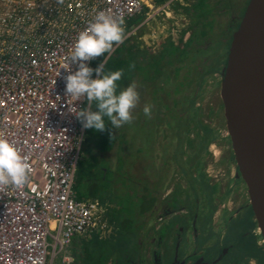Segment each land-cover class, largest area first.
Segmentation results:
<instances>
[{
    "label": "rangeland",
    "instance_id": "rangeland-1",
    "mask_svg": "<svg viewBox=\"0 0 264 264\" xmlns=\"http://www.w3.org/2000/svg\"><path fill=\"white\" fill-rule=\"evenodd\" d=\"M201 1L178 0L179 5L176 7L175 3H171L170 10L168 4L165 8L171 15L166 16L167 13L162 12L148 24L139 26L133 37L123 41L122 45L118 44L121 46L105 64L108 65L106 72L114 71L110 70L111 65L118 70L126 66L128 75L132 72V78L126 81L124 87L135 83L139 101L132 110L130 123L119 129L111 125L109 135L112 147L96 154L86 179L85 174L77 178L73 191L75 195L84 196L92 190L104 194L96 197L105 203L108 216L114 205H118V191L129 195L131 191L133 194L142 191V180L145 191H159L158 195H162L168 188L167 191L177 193L178 201L184 200L189 212L195 209L200 196L207 195L209 200L206 197L203 199L207 204L201 213V216L206 214L207 220L211 214L221 211V204H225L228 198L226 191H231L228 207L232 212H237L234 219H241L245 215L247 225H252L249 208L244 202L246 195L242 192V183L235 178L228 153L218 100L223 57L230 41L229 35L235 27V24L230 25V19L235 16L241 21L247 0ZM143 18V14H138L126 22L136 27ZM179 37L182 40L179 41ZM130 42L133 44L130 45ZM173 42L178 48L171 56V51L164 47L173 50ZM150 51L152 55H149ZM178 83L181 85L175 91ZM145 105L150 106L149 116L143 112ZM158 173L168 177L170 187L156 182L153 177ZM144 174L147 178L143 179ZM135 182H140L139 186L133 185ZM160 197H156L158 201ZM115 215L118 216L116 212ZM223 224L227 225L224 220ZM217 226V231L225 229L220 226V221ZM239 226L238 223L231 228L227 226L225 233L228 232L230 238L220 239L217 236L213 251L198 244L196 254L209 261L215 252L233 240L239 245L230 250L226 257L230 258L231 263L241 264L239 258L250 254L253 247L243 245L244 240L239 233L238 239L234 240V232ZM161 229L160 226H145L141 235H136L137 253H146L151 247L161 245L162 238H165L163 248L166 249L171 243V253L176 238L175 227L172 226V241L168 235L169 229H164V237ZM130 232L128 226H123L121 238ZM133 233L136 234V230ZM89 247L91 252L85 264H98L101 255L95 253L97 248L94 241ZM115 256L116 252H112L105 264H113L111 262L116 261ZM143 258L152 261L146 255L141 257L144 264ZM257 260L263 264L260 259Z\"/></svg>",
    "mask_w": 264,
    "mask_h": 264
},
{
    "label": "built area",
    "instance_id": "built-area-1",
    "mask_svg": "<svg viewBox=\"0 0 264 264\" xmlns=\"http://www.w3.org/2000/svg\"><path fill=\"white\" fill-rule=\"evenodd\" d=\"M157 1L0 0V137L29 163L24 184H0V264H73V240L107 228L100 201L71 194L85 129L69 109L89 106L65 93L77 70L67 57L97 12L122 17L123 28L143 14L142 26L177 0H160L161 13Z\"/></svg>",
    "mask_w": 264,
    "mask_h": 264
},
{
    "label": "water",
    "instance_id": "water-1",
    "mask_svg": "<svg viewBox=\"0 0 264 264\" xmlns=\"http://www.w3.org/2000/svg\"><path fill=\"white\" fill-rule=\"evenodd\" d=\"M245 5L240 24L231 34L223 57L218 83V100L235 178L242 183L244 190L242 192L246 195V201L248 200L249 217L256 229L252 237H258L262 242L263 247L259 251L264 254V0H247ZM122 194L124 197H128L126 200H130L131 195ZM163 201L166 202V196ZM119 203L120 201H118V205ZM170 209L172 215L168 235L171 241L172 226L179 230L176 225L183 219H189L193 216L199 219L200 217L202 223L206 217L205 213L202 216L196 213V209L189 212L185 204L182 205L181 209L175 207ZM143 220V229L149 225L158 227L164 221L163 217L153 216V214H148ZM217 221H221L220 226L225 227L223 231H226L228 225H224L220 219H217ZM228 227L231 228V225ZM141 231H137L135 235H140ZM163 231L165 230L162 228L161 234L164 237L166 234ZM199 234L200 232H198V238L193 244L198 245L199 242L203 241L204 243L201 245L214 244L208 242L209 232L207 228L203 227L202 234ZM181 236H183V233ZM129 238L134 239L136 244L134 248L132 245L127 244L129 248L126 247L125 263L139 264L133 257L134 249H138L137 237L130 236ZM180 243L181 246L178 249L177 246ZM184 244L190 245L176 236L174 250L171 253L169 250L168 264H171L172 255L179 256L176 253L180 254ZM154 253L155 247L153 246L148 252L142 254L152 259ZM142 260L146 264H156V261L153 262L150 259L143 258ZM261 261L264 264V261ZM187 262L189 264H214L210 261L205 262L203 256L195 261L177 260L173 264H187ZM140 264L144 263L140 261Z\"/></svg>",
    "mask_w": 264,
    "mask_h": 264
},
{
    "label": "clouds",
    "instance_id": "clouds-1",
    "mask_svg": "<svg viewBox=\"0 0 264 264\" xmlns=\"http://www.w3.org/2000/svg\"><path fill=\"white\" fill-rule=\"evenodd\" d=\"M177 1H175V4ZM123 25L124 20L122 17L113 18L105 11L97 12L94 21L78 33L67 57V67L69 61L72 64H77V70L74 72L69 71V74L64 77L65 93L69 100L74 102L84 97L89 104L95 103L98 109V111H89L83 108L77 109L74 105L69 109L80 121L82 128L85 129L84 135L86 129L104 132L108 122L111 123L113 128L119 129L133 119L132 110L139 101L136 84L131 83L127 87L118 90L117 81L121 79L122 71L106 72L104 68L106 63L105 54L111 53L114 45L123 43L124 31L126 30V26L123 28ZM102 55L104 59L95 69L85 64V61ZM94 73L96 78H93ZM143 112L146 116H149L150 106L145 105ZM28 170L29 163L20 154L15 144L0 137V184L13 183L20 186L26 182ZM76 174L77 172L74 176L73 185L75 184ZM158 192L156 193L158 194ZM159 199L162 200L163 198ZM156 200L158 201V198ZM102 205L105 206L103 201ZM112 214L110 212V217ZM114 217L116 216L114 215ZM108 221L110 220L106 219L105 222ZM105 237L107 239L108 235ZM111 263L116 264V261ZM122 263L123 260L120 259L119 264Z\"/></svg>",
    "mask_w": 264,
    "mask_h": 264
},
{
    "label": "crops",
    "instance_id": "crops-1",
    "mask_svg": "<svg viewBox=\"0 0 264 264\" xmlns=\"http://www.w3.org/2000/svg\"><path fill=\"white\" fill-rule=\"evenodd\" d=\"M168 15H171V14L167 13L166 16H168ZM138 27L139 26L137 25L136 27L134 26L131 29H128L126 26V30L124 31V34L127 33L128 31L131 32L132 30H134V29L135 30L133 33H130L128 35V37L124 38L123 41L129 40L130 37H133V35L135 34V31L137 30ZM130 44H133V43L130 42ZM115 47H118V45H115L114 48ZM151 51H150V53H151L150 55L153 54ZM131 78H132V75H131ZM159 167L160 166L158 165V170H159ZM162 172H163V169H162ZM88 174H89V172L86 173L84 180L86 179V176ZM129 177L131 179H135L134 176L129 175ZM144 177H146L145 174L143 175V179H144ZM153 178L156 180V182H158V183L161 182L163 186L166 185L167 187H170L169 182H168V177H166L164 174L158 173ZM127 181H129V183L131 184L130 180H127ZM140 181H141L140 187H141L142 191H135L134 192L135 195L133 194V192H131L130 200H126V198H128V197H124L122 192L118 191V195H119L118 201H120V203H119L118 207L116 206L112 210V213L114 215H115V212L118 215L117 218L110 220L108 222H105L106 219L103 218V221H104V223L107 224L108 229L106 228V230H104V229H100V228L95 227V228L83 233L82 235L77 236L74 239L72 246L70 248L72 253L76 257L74 264H79L78 254H79L81 246H84V247L87 246L88 247L93 241L96 242L95 240L105 238V236L107 235V232H108V237L110 236L109 233L110 234L114 233L115 236H118V238L116 239V240H118V243H117L118 244L117 245L118 255H119L118 256V264H119L120 259H122L124 264H126L125 263V260H126L125 259V257H126L125 251H126V247L129 248L127 246V244L132 245L133 248L135 247V244H136L134 239H130L129 237L130 236H133V237L136 236L133 233V231L136 230V232H137V231H140L143 229V227H142V224L144 222L143 219H145L148 214H150V215L153 214V216L163 217L164 221L159 226L163 229H165V228L169 229L170 224H171L170 217L172 215V210L170 209L171 208L170 205L168 206V204H166L163 201V199L158 201V203H157L156 198H154V195L156 194L157 191H145L144 190V181H142V180H140ZM139 184H140V182H135V184H133V185L139 186ZM167 190H169V189L167 188ZM167 190L163 191L162 195H165L168 192ZM147 194H149V196H150L148 204H146L144 202L142 203L141 199H143ZM162 195H159V196H162ZM76 196L79 200H84V199L85 200H92L93 199V196H91L90 191L87 194H85V196H84V194H79ZM98 200L102 203L101 199H98ZM162 205H164V206H162ZM104 208H106V206H104ZM113 214H112V216L114 218ZM139 224H140V226L138 227ZM123 226H128L132 232L127 233L124 237L121 238L120 233L122 231ZM140 235H141V233H140ZM164 239L165 238H162L163 242H164ZM163 242L161 245L155 247V253L152 256V261L153 262L156 261V264H168L169 248H168V245H167L166 249L163 248ZM133 252H134L133 257H134L135 261L140 264L141 257H145V255L142 256V254L137 253L136 249H134ZM149 264H152V263H149Z\"/></svg>",
    "mask_w": 264,
    "mask_h": 264
},
{
    "label": "flooded vegetation",
    "instance_id": "flooded-vegetation-1",
    "mask_svg": "<svg viewBox=\"0 0 264 264\" xmlns=\"http://www.w3.org/2000/svg\"><path fill=\"white\" fill-rule=\"evenodd\" d=\"M233 17H235V16L231 17V19H230L231 22L233 24L236 23V25L239 24L240 22L238 21V19H235ZM236 25H235V27H236ZM235 27H234V30H235ZM124 175H126V174H124ZM125 178H127V177L125 176ZM127 180H130V179L128 178ZM226 193H227L226 197L230 198L229 193H231V191H226ZM237 193H239V192H237ZM156 196L159 197V195L157 193L154 195V198ZM162 196L160 198H164L166 196V202L165 203L168 204V206L172 205L173 207H175L177 209H181L182 205L184 204L183 201H178L179 195H177V193H175L174 191H168L165 195H162ZM205 197H206V200H209V197L207 195H205ZM205 197L200 196L198 198V203L195 205L196 213H199V214L202 213L203 208L207 204V203L203 202V199ZM228 198H227V201L225 204H221V206L223 207L221 209V211L218 214H216V213L211 214V218L210 217L208 218L209 220H207V217H205L204 221L201 223V220H200V217L198 214L199 219L196 218L195 216H193L189 219L181 220L176 225V227H178L179 230H177L175 228L174 234L176 236H178V238L180 240H182L184 243H189L190 245L184 244L182 250L180 251V254L176 253V255L177 254L179 255L178 257L172 255L171 259H170L171 264L176 263L177 260L182 261L183 259H186V260L195 261L197 258H199V257L201 258L200 255L196 254L197 253L196 252L197 245L193 244V243H195V241L198 238V232H200L199 235L202 234L203 227L207 228V230L209 232L208 242H210L211 244H213L215 242V239L217 236L220 239H224L226 237H229L228 232L225 233V231H223V230L217 231V224H218L217 219H220L222 221L224 220L225 224H227L228 226L229 225L233 226L235 223H238L240 226H239V229L234 232V236H235L234 240L238 239V233H239V236L244 240L243 245H247L249 248L253 247V249H250V250H252V252L250 254H248L245 257L239 258V261L241 262V264H259V261L257 259L264 261V254L263 253H259V254L257 253L263 247L262 242L259 240V238L252 237V235L254 234L253 233V227H255V226L254 225H247V220H246L245 215H243L241 217V219H234V218H237L236 217L237 212L236 213L232 212L233 210L229 209ZM94 199L98 200V198L96 196ZM244 202L246 203L245 206L248 207L247 206L248 200L246 201L245 197H244ZM162 206H164V205H162ZM107 217H108V219L109 218L112 219L110 216H108V214H107ZM113 219H115V218H113ZM215 220H216V222H215ZM241 228L244 230H240ZM197 229L199 231H196ZM227 230H228V228H227ZM182 233H183V236H181ZM202 243H204V242H199L198 244L201 245ZM238 245H239L238 242H233V240H232V242L229 241L227 244L224 245L222 250L218 251L219 253L215 252V254L212 255L211 260H209V261L214 262V264H223V262L225 264H236V263H231L230 258H228L226 256L228 255L230 250L236 249L238 247ZM174 246H175L174 243H172V251L174 250ZM180 246H181V243L178 244L177 248L180 249ZM202 246L206 247L208 251H213V249H214L213 245H202ZM170 247H171V243L168 244L169 250H170ZM192 251H193V253H192ZM255 253L257 254V256L255 255ZM203 260L205 262H208L204 259V257H203ZM187 264H189V263L187 262ZM191 264H194V263H191Z\"/></svg>",
    "mask_w": 264,
    "mask_h": 264
},
{
    "label": "trees",
    "instance_id": "trees-1",
    "mask_svg": "<svg viewBox=\"0 0 264 264\" xmlns=\"http://www.w3.org/2000/svg\"><path fill=\"white\" fill-rule=\"evenodd\" d=\"M198 3H202L201 0H198ZM179 5V3L176 2L175 6L177 7ZM236 19V17H235ZM128 25L127 28L131 29L133 26L129 25L128 23L126 24ZM230 25L234 24L231 22L230 20ZM233 30V28H232ZM231 37V35H229V38ZM182 40L181 37H179V41ZM122 45V44H121ZM121 45H118V47H120ZM131 45V44H130ZM115 46V45H114ZM173 50H171V48H169L168 46H165L164 48H166L168 51L170 52V55L172 56L173 53L177 50L178 45H175L173 42ZM118 47H116L114 49V51L110 54V56L108 57V59L106 60V62L113 56V54L118 50ZM109 53L105 54V57H107ZM150 55V54H149ZM104 59V56H99V57H95L92 60L91 63V68L95 69L100 63L101 61ZM126 62V61H125ZM106 64V63H105ZM108 65L104 66V68L106 69ZM110 70H118V68H114L113 65L109 66ZM126 66L121 67L119 70L122 71V77L119 81H117L118 84V90L124 88V85L126 84V81L129 80L131 78V74L132 72H130V74L128 75V72H126ZM222 70V69H221ZM95 75V73L93 74ZM122 80V81H121ZM124 81V82H123ZM181 83H178L175 86V91L179 90ZM92 106L96 107L95 103H92ZM97 108V107H96ZM98 110V109H97ZM110 129H111V124L108 122L106 124V130L104 132H96L93 131L92 129H86L85 135H84V139H83V143H82V151H81V156L80 159L78 161V169H77V174L75 177V181L76 179H80V177H82L83 174L86 175L87 172L90 171V167H92L94 161L96 160V154L99 151H106L108 149H110L112 147V141L110 138ZM89 153V154H88ZM91 155H95L93 157H91ZM84 166V170L82 171V167ZM91 196H93V198H95V196L100 195V196H104V194L99 193L97 191H90ZM142 202L148 204L149 201V195H146V197H144L143 199H141ZM117 218V217H114ZM113 219V217H112ZM118 238V236H115L114 233L110 234V236L107 239H99V240H95L96 242H94V244L96 245L95 249V253L99 255H101V260L98 262V264H105L107 258L111 255L112 252H116V264L118 262V247H117V243L118 240H116ZM105 242V244H104ZM100 250V251H99ZM91 252V248L88 246H81L80 247V251L78 254V262L79 264H85L89 253Z\"/></svg>",
    "mask_w": 264,
    "mask_h": 264
},
{
    "label": "bare ground",
    "instance_id": "bare-ground-1",
    "mask_svg": "<svg viewBox=\"0 0 264 264\" xmlns=\"http://www.w3.org/2000/svg\"><path fill=\"white\" fill-rule=\"evenodd\" d=\"M159 3H160V0L157 1L156 5H155V9H156V11H157L158 13H161ZM167 5H168V1L165 2V7H167ZM233 18H234V17H233ZM129 20H130V19H129ZM127 21H128V20H127ZM239 22H240V20H239ZM126 24H127V22H126ZM234 24L236 25V23H234ZM239 24H240V23H239ZM238 26H239V25H238ZM134 30H135V29H134ZM134 30H132L131 32L128 31L127 33H125V34H124V38L128 37V35H129L130 33H133V32H134ZM233 30H234V28H233ZM115 48H116V47H115ZM115 48L113 47V50L111 51V53L114 51ZM111 53H109V54L107 55V58L110 56ZM107 58H106V60H107ZM92 60H93V59H92ZM91 63H92V62H91ZM90 67H91V66H90ZM93 78H96V76L93 75ZM88 106H89V107H88V108H89V111H98L96 107H94V106L92 107V104H89V103H88ZM80 151H82V147H80ZM77 169H78V165H77V168H76V172H77ZM76 172H75V173H76ZM72 191H73V188H72ZM71 194L73 195V197H74L75 200H78L77 196H76L74 193H71ZM156 197H157V196H156ZM156 197H155V198H156ZM203 197H205V196H203ZM92 200H96V199L93 198ZM83 201H91V200H85V199H84ZM103 218L108 219V217H107V213L104 214ZM108 220H112V219L109 218ZM53 238H54V237H53ZM53 238H52V240H54ZM50 241H51V240H50ZM51 243H52V241H51ZM70 248H71V247H70ZM70 248H69V249H70Z\"/></svg>",
    "mask_w": 264,
    "mask_h": 264
}]
</instances>
